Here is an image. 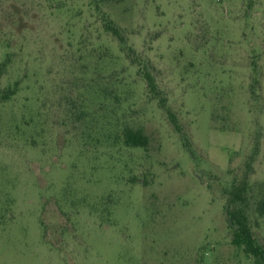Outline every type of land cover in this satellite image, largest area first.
I'll return each mask as SVG.
<instances>
[{
  "label": "rangeland",
  "instance_id": "374dc122",
  "mask_svg": "<svg viewBox=\"0 0 264 264\" xmlns=\"http://www.w3.org/2000/svg\"><path fill=\"white\" fill-rule=\"evenodd\" d=\"M243 181L264 248V0H0V264H254Z\"/></svg>",
  "mask_w": 264,
  "mask_h": 264
},
{
  "label": "trees",
  "instance_id": "16d2710c",
  "mask_svg": "<svg viewBox=\"0 0 264 264\" xmlns=\"http://www.w3.org/2000/svg\"><path fill=\"white\" fill-rule=\"evenodd\" d=\"M103 1H113V0H103ZM105 31L110 33L112 36L122 41L123 38L120 35L119 29L116 28L112 21H104ZM8 59L1 63V67L6 66ZM143 78L146 82L149 93L152 95L157 94V87L155 80L152 75L145 71L143 73ZM9 94H14V91L10 89L6 90L2 94V99L9 97ZM165 106L164 103L162 105ZM167 116L174 129L177 132H180V126L177 123V120L174 114L171 111H167ZM122 139L125 145L136 148H144L148 145V138L143 134L141 130H133L131 128H125L122 132ZM246 182L243 181L241 185H238L230 193V199L227 207V218L229 226L233 231V236L231 244L236 247L243 248L244 252L252 257L254 264H264V248L257 244L253 234L248 226V220L245 215V210L241 207H238L237 204L244 206L247 205L246 201ZM257 210L260 214H264V200H261L257 204Z\"/></svg>",
  "mask_w": 264,
  "mask_h": 264
}]
</instances>
